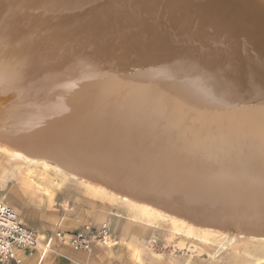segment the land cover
<instances>
[{"label":"bare ground","instance_id":"obj_1","mask_svg":"<svg viewBox=\"0 0 264 264\" xmlns=\"http://www.w3.org/2000/svg\"><path fill=\"white\" fill-rule=\"evenodd\" d=\"M259 130L264 0H0V135L32 153L240 210L264 203V144L226 157Z\"/></svg>","mask_w":264,"mask_h":264},{"label":"rangeland","instance_id":"obj_2","mask_svg":"<svg viewBox=\"0 0 264 264\" xmlns=\"http://www.w3.org/2000/svg\"><path fill=\"white\" fill-rule=\"evenodd\" d=\"M209 15L212 19L218 16L213 10ZM258 21L254 20L255 23ZM236 22L235 26H240L243 31L254 26L249 25L250 19L247 25L239 24V20ZM217 23L221 25L220 19ZM214 33L209 34L214 36ZM4 133L0 135V198L4 201L8 202L7 196L14 190V199L22 203L65 214L72 213L81 205L103 209L143 227L142 235L149 233L152 236L146 246L155 250L187 254L194 262L206 259L213 264H264V240L259 239L264 238V203L256 200L249 208L244 206L237 210L227 203L221 205L209 200H196L198 193L194 189L188 188L189 193H186L184 190L187 189L182 187L180 180L167 181L158 175L152 179L159 185L157 191L147 190L145 186L143 189L132 187L131 183L126 180L120 182L115 176L104 178L97 169L93 172L83 166L77 170L68 168L62 158L56 159L53 154L32 153L16 144L9 132ZM258 133L256 140L250 139L246 144L238 145L241 149L236 148L226 159L233 162L238 157L246 159L254 151L252 146L257 148L264 144V134L260 130ZM14 150L29 155H25L28 159L40 158L34 164L16 158ZM139 157L135 164H154L162 168V163L156 165L151 162H155L151 157L146 158L150 161ZM208 194L202 197L208 198ZM216 211L233 212L229 214L233 223L228 216L217 215Z\"/></svg>","mask_w":264,"mask_h":264},{"label":"crops","instance_id":"obj_3","mask_svg":"<svg viewBox=\"0 0 264 264\" xmlns=\"http://www.w3.org/2000/svg\"><path fill=\"white\" fill-rule=\"evenodd\" d=\"M9 193L8 202H5L15 210L26 226L40 235L62 232L70 238L86 225L99 228L107 224L118 243L111 248L95 244L90 251H78L68 243L56 241V252L47 253L43 258L41 251L20 253L21 264H213L206 259L194 262L187 254L176 255L170 250L162 252L146 246V243H150L151 234L143 236V227L120 219L106 210L81 205L72 213L65 214L55 209L48 210L22 203L14 199V190Z\"/></svg>","mask_w":264,"mask_h":264},{"label":"built area","instance_id":"obj_4","mask_svg":"<svg viewBox=\"0 0 264 264\" xmlns=\"http://www.w3.org/2000/svg\"><path fill=\"white\" fill-rule=\"evenodd\" d=\"M68 243L74 250L90 251L95 244L115 247L118 243L107 224L99 228L84 226L68 238L62 232L43 236L26 226L15 210L0 199V264H21L22 252L41 251L43 258L47 253H55V242Z\"/></svg>","mask_w":264,"mask_h":264}]
</instances>
